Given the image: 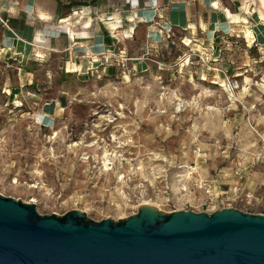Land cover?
<instances>
[{"label":"rangeland","instance_id":"1","mask_svg":"<svg viewBox=\"0 0 264 264\" xmlns=\"http://www.w3.org/2000/svg\"><path fill=\"white\" fill-rule=\"evenodd\" d=\"M152 33L132 58L0 50L1 195L95 221L141 204L264 215V45Z\"/></svg>","mask_w":264,"mask_h":264},{"label":"water","instance_id":"2","mask_svg":"<svg viewBox=\"0 0 264 264\" xmlns=\"http://www.w3.org/2000/svg\"><path fill=\"white\" fill-rule=\"evenodd\" d=\"M0 264H264V215L141 204L95 221L78 209L39 214L0 194Z\"/></svg>","mask_w":264,"mask_h":264},{"label":"crops","instance_id":"3","mask_svg":"<svg viewBox=\"0 0 264 264\" xmlns=\"http://www.w3.org/2000/svg\"><path fill=\"white\" fill-rule=\"evenodd\" d=\"M157 26L200 41L247 31L264 45V0H0V50L22 54L41 44L69 64L86 53L101 59L107 49L132 58L157 39Z\"/></svg>","mask_w":264,"mask_h":264},{"label":"bare ground","instance_id":"4","mask_svg":"<svg viewBox=\"0 0 264 264\" xmlns=\"http://www.w3.org/2000/svg\"><path fill=\"white\" fill-rule=\"evenodd\" d=\"M131 21V20H130ZM114 24H115V22H114ZM110 26H111V28L112 27H114L113 26V23H110L109 24ZM250 36V33L249 32H245V37L246 38H248ZM114 37V36H113ZM185 41H186V43L188 44V43H190V40H188V39H185ZM72 65V64H71ZM77 70H78V67H76L75 65H73V66H68L67 67V71H69V72H77ZM126 78H128L127 76H125ZM220 86H225V85H223V84H221ZM107 164V163H106ZM193 169V168H192ZM195 169V168H194Z\"/></svg>","mask_w":264,"mask_h":264},{"label":"built area","instance_id":"5","mask_svg":"<svg viewBox=\"0 0 264 264\" xmlns=\"http://www.w3.org/2000/svg\"><path fill=\"white\" fill-rule=\"evenodd\" d=\"M1 22H3L2 20H1ZM4 23V22H3ZM118 23V22H117ZM105 54H104V52L101 54V56H104Z\"/></svg>","mask_w":264,"mask_h":264}]
</instances>
